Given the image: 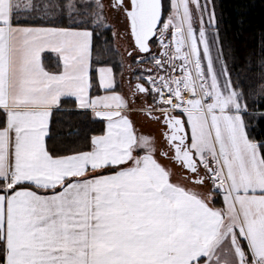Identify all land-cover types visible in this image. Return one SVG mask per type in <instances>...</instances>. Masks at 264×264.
I'll return each instance as SVG.
<instances>
[{
	"label": "snow or ice",
	"instance_id": "6c2138e0",
	"mask_svg": "<svg viewBox=\"0 0 264 264\" xmlns=\"http://www.w3.org/2000/svg\"><path fill=\"white\" fill-rule=\"evenodd\" d=\"M240 47L216 0H0V264H264Z\"/></svg>",
	"mask_w": 264,
	"mask_h": 264
},
{
	"label": "trees",
	"instance_id": "16d2710c",
	"mask_svg": "<svg viewBox=\"0 0 264 264\" xmlns=\"http://www.w3.org/2000/svg\"><path fill=\"white\" fill-rule=\"evenodd\" d=\"M216 11L221 19L222 27L228 37L236 40L239 48V61L235 65L239 68L244 62V44L247 37L257 36L264 32V0H216ZM243 18L241 26L239 21ZM240 33L237 38L236 34ZM255 46V41L248 44Z\"/></svg>",
	"mask_w": 264,
	"mask_h": 264
},
{
	"label": "rangeland",
	"instance_id": "374dc122",
	"mask_svg": "<svg viewBox=\"0 0 264 264\" xmlns=\"http://www.w3.org/2000/svg\"><path fill=\"white\" fill-rule=\"evenodd\" d=\"M116 43H117V45L120 46L121 51H123L124 41L120 40V41H117ZM124 71H125V76L127 77L130 74V72L128 71L127 68H125Z\"/></svg>",
	"mask_w": 264,
	"mask_h": 264
}]
</instances>
